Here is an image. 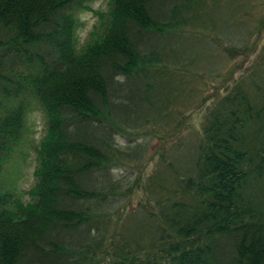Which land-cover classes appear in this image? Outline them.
Segmentation results:
<instances>
[{
	"label": "trees",
	"instance_id": "trees-1",
	"mask_svg": "<svg viewBox=\"0 0 264 264\" xmlns=\"http://www.w3.org/2000/svg\"><path fill=\"white\" fill-rule=\"evenodd\" d=\"M89 1L0 0V264H264V84L248 81L264 68V0L230 36L213 17L226 0H107L78 46ZM234 60L239 77L204 97L201 74ZM37 107L25 202L5 165L32 145ZM194 111L199 125L160 146L120 213L133 185L114 170L148 147L128 133L163 134Z\"/></svg>",
	"mask_w": 264,
	"mask_h": 264
},
{
	"label": "rangeland",
	"instance_id": "rangeland-1",
	"mask_svg": "<svg viewBox=\"0 0 264 264\" xmlns=\"http://www.w3.org/2000/svg\"><path fill=\"white\" fill-rule=\"evenodd\" d=\"M106 2L107 0H90L87 5L88 10L79 14L80 23L76 32L78 46H81L87 40L89 33L92 31V28L97 21L96 12L104 10L106 8ZM225 2L226 3L219 8L217 14L216 12L213 14V17L214 19L216 17L218 18L216 23H219L225 32L230 31L225 35H237L238 33H241L239 30L244 26L247 27L248 21L255 16L254 5L248 0H226ZM263 39L264 33L256 41L258 44H261ZM253 48L256 54L257 50L254 45ZM209 56L210 54H207L206 56L207 67H219V60L221 59L222 62V58ZM242 67L243 62H241V60H234L227 65L223 71V75L219 78L215 77V79H213L209 78L210 76L207 74H201V77H203L201 83L205 86L204 97H212L219 91L222 92V90L225 89L226 81L232 83V79L239 77L240 73H242ZM258 67L260 72L257 75L255 74V79L251 76V79L248 81H257L258 83L264 84V68L259 64ZM261 69H263V72ZM201 113V111L191 112V114L188 115L179 126L174 129L172 128L171 130L166 129L163 134H157L156 131L151 128L143 131L129 132L128 137L133 139L130 144L133 145L136 140L138 143H148L147 156L140 165H133V163L118 165L119 168L114 170L115 178L128 181L129 184L133 185L138 176L141 177V174L145 175L152 169L153 161L156 158L160 146L171 142L172 139L178 135L190 132L189 130L192 129V127H197L199 125L198 122ZM154 117V120L158 122V116L155 115ZM25 123L29 132L27 135L28 142L31 141L30 143L32 145H27L26 147L21 148L17 155H13V159L8 161L5 165L6 169L4 176L8 178V181L4 176L3 177L8 184L11 182L12 185L16 187L20 199L27 202L29 198L24 194L29 191L34 184V171L37 166L36 154L32 147L38 146L44 135V116L41 109L39 107L33 108L27 115ZM117 142L122 148L128 146V143L123 139L117 138ZM129 189L130 190L125 193V199H121V205L118 207L120 213L130 210L138 202L140 186L133 185Z\"/></svg>",
	"mask_w": 264,
	"mask_h": 264
}]
</instances>
